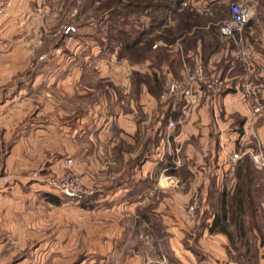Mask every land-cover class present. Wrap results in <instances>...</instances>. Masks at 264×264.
<instances>
[{"label": "crops", "instance_id": "obj_1", "mask_svg": "<svg viewBox=\"0 0 264 264\" xmlns=\"http://www.w3.org/2000/svg\"><path fill=\"white\" fill-rule=\"evenodd\" d=\"M27 2L11 0L7 18L0 21V264H244L235 259L236 249L226 235L209 233L208 228L192 230L178 216L163 218L173 225L167 227L168 237H162V207L181 205V200L162 201V190L175 191L171 186L179 182V176L162 170V158L165 151L174 148L176 153L185 145L186 161L202 162V154L186 143L193 134L203 133L206 107L200 96L186 122L168 139L169 120L162 117L174 111L171 103L161 101L144 82L134 85L130 75L136 69L126 60L103 59L93 42L68 38L60 82L63 104L59 107L51 98L43 99L33 90L44 76L51 79L55 74L34 71L40 42L22 41L18 35L29 26L22 24L28 15ZM228 2L221 0L227 9ZM194 4L201 13V0ZM252 6L250 36L264 33V0H254ZM257 41L247 49L264 57V40ZM200 46L199 40L196 52ZM89 75L94 76L93 85L86 81ZM108 81L109 95L100 88ZM254 82L264 108L260 74ZM133 86L138 89L134 96ZM236 95L225 93L218 103L227 113L237 110L245 115L246 126L250 113L235 103ZM139 110L146 116L155 114V121L141 120ZM210 111L217 114V109ZM257 119L258 136L264 141V112ZM67 158L74 160L83 184L96 191L86 208L64 202L31 179L35 171L62 173ZM188 168L194 174L195 167ZM3 175L10 177L8 184L1 182ZM263 246L255 264H264Z\"/></svg>", "mask_w": 264, "mask_h": 264}, {"label": "rangeland", "instance_id": "obj_2", "mask_svg": "<svg viewBox=\"0 0 264 264\" xmlns=\"http://www.w3.org/2000/svg\"><path fill=\"white\" fill-rule=\"evenodd\" d=\"M196 1L198 0H40L37 2L28 0L26 3L28 15L24 17L22 24L29 26L23 28V33L18 34L21 37L19 38L22 41L37 39L40 42L38 44L39 64L36 69L34 68V71L46 73L48 76L55 74L54 78L50 79L44 76L39 80L38 89L33 92H38V95L43 99L51 98L56 106H62L63 96L60 82L64 70L63 58L68 56L64 43L72 38V40L82 43L93 42V45L98 47L97 51H100L98 56L106 60L111 56L118 58L119 53L126 58L131 57L133 63L128 60L127 62L136 69V72L130 75L132 83L135 85L144 82L161 101L166 77L182 80L195 62H199L204 66L206 73L217 75L224 80L226 90L222 95L225 93L237 94L233 97L235 103L240 102L247 108L245 87L249 85L254 89L256 103H260V95L254 85L255 77L260 74V70L247 68L240 60L238 48L219 35V24L228 17L227 5H223L221 0H201L200 9L203 10L201 13H197L194 10ZM99 3H103L106 8L99 9ZM146 5L149 8L146 9ZM111 13H113L112 19H110ZM32 26L37 28L34 29ZM67 26L73 27L75 31L65 34L64 29ZM185 26H190L189 29H191L190 33H187L188 36L196 31L199 32L206 49L203 51L200 46L198 52H188L189 60L185 61L179 69L177 66L175 75L166 65L162 64V47H166L165 49L172 52L184 49L182 46L184 38L182 40L180 38L182 36L179 37V35ZM248 26L244 33V38H248V40L245 39V48L250 47V44L258 43L259 37L264 40V33L261 31L250 36ZM26 29L28 31H25ZM109 29L111 30L109 31ZM120 29L130 35V40L140 38L141 42L137 48H134V52L120 50L121 38L117 33ZM147 44L152 45V51L157 52L154 59L151 60L152 62L144 59L147 56L150 57L143 51ZM189 47L190 42L186 45V53L189 51ZM258 51L260 52V49ZM107 66L109 67L110 64ZM164 72L166 73L163 74ZM86 79L88 84H94V76L89 75ZM114 87L117 88V86ZM100 88L109 95L112 87L108 81L100 84ZM121 89L119 86L120 93ZM132 89L134 96L138 89L136 86H133ZM109 97L104 95V98L109 99ZM121 98L125 102L126 108L125 98L122 95ZM200 99L203 100L201 102L205 103L206 107V112L202 115L205 121L204 128L201 130L203 133L197 134V136L193 134L186 143L202 154V162L193 161L194 163L190 165L192 161H186L183 155L185 145H181L182 147L176 153L174 148L169 153L165 151L162 158V170L176 167L177 162L175 170L179 173L177 187L171 186L175 191L162 190V201L170 200L174 203L176 200H181V205H178V208L162 207V237H168L166 235L167 227L173 225L171 222V224L164 223L163 218L167 216L180 217L184 224L187 222L192 225V230L201 231L208 228L212 214L216 211L212 205H216L219 194L222 192L225 193L226 199L231 201L241 183L236 177L237 170L246 164L253 181L250 182L251 184L247 183L251 185V191L248 192L247 185L243 193V199L247 205L240 217L243 223V232L234 223L228 226V230L232 235L230 245L236 249L235 259L244 264H255L260 246L264 245V141L259 139V125H257H261V123L259 119L250 114V122L244 126L246 118L239 111L234 110L227 113L223 110L222 105H219V100L213 105L210 102L206 103L203 97ZM164 102H170V105H173L170 100ZM178 105V103L174 105V111L168 110L162 117L164 121L171 120L175 123V128L170 129L171 133L165 135L168 139L172 138L186 122L188 114L192 112L184 114L176 111L177 116L173 118V113ZM208 106L209 108H207ZM214 109H217L216 115L210 111ZM137 114L141 120L154 122L156 119L155 114L146 116L142 110H139ZM223 123L225 126H222ZM222 134L224 138H221ZM221 139H223V143H221ZM201 140L204 143H201ZM206 151L209 153L208 156L203 155ZM234 154H238L240 157L236 161H232ZM176 156L179 160L176 159ZM219 157H222L221 160ZM172 158L175 159V163ZM247 160L250 162L247 163ZM158 166L159 164L155 171ZM188 167H195L194 174ZM202 167H206L207 171L201 170ZM219 168L222 171L218 172ZM164 181L166 180L163 179L162 183ZM195 198L199 199V208L195 221L191 222L187 217V209ZM171 205L173 206V204ZM185 227L187 230H191L188 225ZM164 243L165 240L162 241V248L165 247H163ZM165 258L172 262L170 255L165 254Z\"/></svg>", "mask_w": 264, "mask_h": 264}, {"label": "built area", "instance_id": "obj_3", "mask_svg": "<svg viewBox=\"0 0 264 264\" xmlns=\"http://www.w3.org/2000/svg\"><path fill=\"white\" fill-rule=\"evenodd\" d=\"M11 0H0V21L7 18V5ZM254 0H230L228 2V17L218 26V32L221 38L232 43L240 55V60L249 69H259L260 75L264 80V57L254 50L245 48L244 33L247 25L253 16ZM65 34L74 32L75 29L67 26L64 29ZM162 100H170L172 107L177 103H183L182 112L187 114L198 102L200 96L206 102L215 104L226 90L224 80L214 74L206 73L199 62H195L192 69L187 72L182 80H176L166 77ZM254 89L249 85L245 87V104L252 117L256 118L264 112V108L256 103ZM168 129H174L175 123L168 121ZM238 154H234L232 161L238 160ZM201 170L207 171L206 167ZM31 179L43 183L49 190L58 197L67 201L80 204L92 198L96 191L93 188L86 187L78 173L73 159L64 160V171L58 175L50 173H41L35 171L31 174ZM3 184L10 182V177L3 175L1 177ZM199 208V199H193L187 209L189 221H195Z\"/></svg>", "mask_w": 264, "mask_h": 264}, {"label": "trees", "instance_id": "obj_4", "mask_svg": "<svg viewBox=\"0 0 264 264\" xmlns=\"http://www.w3.org/2000/svg\"><path fill=\"white\" fill-rule=\"evenodd\" d=\"M93 1H95V0H93ZM99 6H100L99 9H101V10L103 8H106V6L103 3L102 4L99 3ZM145 8L147 9V8H149V6L146 5ZM112 14L113 13L110 14V19H112V17H113ZM189 27L190 26H185V28L180 31L181 35H179V37L182 36V37H180V38H182V40L184 38V41L182 42V46H184V49L182 48L181 51L172 52L168 49H165L166 47L165 48L162 47V64L166 65L175 75H176L177 66L179 69L181 67V65H183V63H185V61L189 60L188 59L189 57L187 56L188 52H194V51L196 52V46H197V42L199 40H200V44H201V50L204 51V49H206V47H204L202 37L198 34L199 32L196 31V33H193L190 36L187 35V33H190V30H191V29H189ZM110 30L111 29H109V31ZM117 33H118L119 37L121 38L120 39V50L121 51L126 50V51H131V53H132V52H134V48H137L138 44L141 42L139 37L137 39L130 40V35H128L127 32L123 29L118 30ZM139 35H140V33H139ZM189 42H190L189 51H187V53H186L185 48H186L187 43H189ZM151 46L152 45L147 44L146 48L143 50L144 52L147 53V55L150 56V57L147 56L144 59L149 60V61L153 60L154 55L157 54V52L152 51ZM118 59H124L126 61L128 60L130 63H133L131 57L126 58L120 53H119ZM202 67H203L204 71L207 72L203 65H202ZM182 106H183V103H180L176 107L177 109L173 113L174 114L173 118H175L177 116L176 111L182 112L181 111ZM246 162L249 163L250 161L247 160ZM165 173L167 175H171V176H178V174H179L178 171L175 170V167L170 169V170L168 168H166ZM243 173L246 175L244 176ZM236 177H237L238 181L239 180L241 181V183L237 187L235 195L233 196L231 201H228L226 199V195L224 192L219 194V197H218L219 199H218L216 205L215 204L212 205L216 211L212 214L211 223L208 226L209 233L224 234L227 236L229 242H231V239H232V235H231L230 231L228 230V226L231 223L236 224V227L240 231L243 232V223L240 220V217L242 216V214L245 211V208L247 207L246 201L243 199V193H244V190L246 189L247 185L253 181L252 175L249 174V169H248V166L246 164L240 166V168L237 170ZM250 186L251 185H248V192L251 191ZM48 198L51 202H54L55 204H59V202H60L58 199L54 198L53 196H49ZM90 200H91V198L87 201L82 202L80 204V207L86 208L87 207L86 204Z\"/></svg>", "mask_w": 264, "mask_h": 264}]
</instances>
